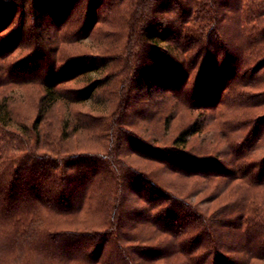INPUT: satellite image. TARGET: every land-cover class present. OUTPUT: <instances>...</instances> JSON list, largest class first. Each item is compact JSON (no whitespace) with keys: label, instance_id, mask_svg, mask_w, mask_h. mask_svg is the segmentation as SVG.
I'll return each instance as SVG.
<instances>
[{"label":"trees","instance_id":"1","mask_svg":"<svg viewBox=\"0 0 264 264\" xmlns=\"http://www.w3.org/2000/svg\"><path fill=\"white\" fill-rule=\"evenodd\" d=\"M17 11V28L4 33ZM15 38L27 40L29 55L0 68V87L30 82L41 93L31 125L14 130L7 129V97L0 98V264H264V156L253 160L247 153L264 117L249 120L242 141H228L230 168L186 152L201 131L196 118L168 147L149 146L130 128L132 92L151 88V81L140 83L150 76L144 66L151 61L161 67L163 99L171 98L167 115L152 114L163 132L179 108L197 109L207 95L217 97L215 111L242 80L256 83L264 68V0H0L2 60ZM83 39L93 51L66 56ZM197 66L202 72L190 80ZM209 67L221 74L215 90L208 87ZM78 81L81 86H66ZM86 104L88 111L71 109ZM57 106L66 113L56 122L59 139L84 132L98 150L59 152L49 118ZM132 138L140 144L131 145L134 155L154 165L149 172L123 159V142ZM164 171L213 184L205 201H222L225 191L226 198L202 211L188 200L199 186L187 189L180 178L165 184ZM126 180L147 207L138 218L142 234L127 230ZM54 215L63 218L55 229L49 227ZM222 239L237 242L226 246Z\"/></svg>","mask_w":264,"mask_h":264},{"label":"rangeland","instance_id":"2","mask_svg":"<svg viewBox=\"0 0 264 264\" xmlns=\"http://www.w3.org/2000/svg\"><path fill=\"white\" fill-rule=\"evenodd\" d=\"M26 21L31 23L32 19L30 15H26L25 17ZM19 21V12L17 11L14 14L13 21L9 26L3 31L4 33L9 32L12 33L17 28V23ZM225 39H228L229 36L226 34L224 35ZM89 40L83 39L80 44L73 45L72 48H68L66 51V56L69 54L72 55L74 53H82V52H88L90 50L93 51L94 46L89 45ZM15 42L17 44H14L15 47L13 51L10 53V55L2 60L0 58V68H4L3 65L6 67L8 65H12L17 60H20L27 55H29L30 49L27 46H23V44H27V40H19V38H15ZM91 46V47H90ZM71 49V50H70ZM65 54V53H64ZM68 54V55H67ZM224 53L221 52L220 55L217 56V59L223 58ZM36 58V57H35ZM33 58L32 60H34ZM213 59V58H212ZM35 62H40V58H37L34 60ZM230 63L228 62V65ZM155 63L151 61L147 66H144V71L150 72V76L147 77V74H144L145 80L143 82L140 81V83L144 84L146 81H151L152 86L149 89V91H146V88L142 86V88L135 89L132 92V95H134L132 105L130 106V111H132V120L134 123L130 127L132 131L135 132V135H139V137H143V142H147L149 146L154 147H168L170 146L171 140L173 136L177 133V131L182 127L185 126V124L192 122L195 118L196 121L201 124V131L197 134L192 136L188 143L185 146L186 152H192L194 154H199L200 157L204 156H212L217 159L224 167H229V159L230 155L228 154V141H233L232 145L235 144V142H239L243 140V135L246 131L249 130V127L251 123L249 124V120H254L259 117H264V68L259 71V74L256 73L255 75H260L259 80L254 83V78L250 80H242L240 83L235 85L234 88L229 89V91L226 93L224 101L218 106V108L214 111V109L210 108L211 106V100H216L217 97L204 95L203 98L204 102H202V106L197 109H189L187 107H181L179 108V112L176 113V116L171 119V123L169 125V128L167 131L163 132V122L159 120V118H153L152 115L155 110L159 112H164V115H167L169 112L168 107L171 106V98L165 97L163 99L162 95V86L158 84L160 81V74L158 73L159 69L161 67H154ZM213 66V65H212ZM142 67H139V70ZM203 67H196L193 71L189 72L188 77L190 80L195 78L202 72ZM210 73L212 74L210 79H208L209 82V89L215 90V86L218 83V79L221 77V74H216V67H209L208 68ZM1 73V70H0ZM214 73V74H213ZM136 73V77H137ZM198 74V75H197ZM83 83L78 82H69L66 83V86L74 87V86H81ZM244 83H249L247 86H242ZM39 93H41V87L34 84V83H22V84H14V83H7L3 87H0V98L3 96L7 97V107L10 112V117L12 121L9 124V130H14V127L17 126L19 123H23L24 125H27L28 127L31 125L32 120L36 113V103L37 98L39 96ZM243 94H250V98L246 99L242 96ZM210 97V98H209ZM213 97V98H212ZM165 103V104H162ZM72 111H88V106L86 105H72ZM65 111L63 112V109L60 108V106L55 107L49 114L50 121H52V134L56 137V144L60 148V153L62 154L64 151L66 152H81V151H96L99 149V143L95 140L89 139L86 133H73L69 138L66 140L59 139V128L57 127V120L60 116H63ZM66 114V113H65ZM15 123V124H14ZM262 126L259 127L258 131L262 129V132L249 140L250 143V149L247 151L249 153L248 159H258L264 156V119L260 123ZM43 128V126H42ZM222 128L223 131L220 129ZM137 133V134H136ZM157 135V137H156ZM2 134H0V137ZM155 136L156 138H153ZM248 142L246 144H248ZM135 146L137 149L140 148V144L137 140V138L127 139L124 140L123 145L125 146L124 151H126V155H124L123 159L130 160L132 165L134 167H138L144 172H149L151 168H153V164L147 163L146 160L137 158L134 153L132 152L131 145ZM14 144L10 151H13ZM180 178V181H182L185 184V187L187 189H193L192 184H196L199 187L195 192H193L189 196V201L191 202H199L200 210L202 211H208V208H214L215 206L222 204L226 198V191L223 193L225 195L224 199L222 201L216 200L214 202L205 201V197L210 192V189L213 187L211 185H208V182L206 179H201L199 177H193V178H181L179 175L173 174L171 172L164 171L163 178L165 184L169 182H180L177 180ZM176 179V181H175ZM129 180L124 181L125 185L127 187L125 188V196L129 198L130 201V210L128 214V220L129 224L127 223V230L131 234H142V226L140 220H138L140 212L144 210V208H147L145 204H143L140 199H138L136 196L132 195V190L134 189L135 185H130L128 182ZM212 182V181H211ZM48 186L49 189H56V186H52L51 183L47 182L45 184ZM136 185H141L140 182H137ZM181 185V183H180ZM244 185L241 184V188ZM244 188V187H243ZM1 191V188H0ZM190 191V190H188ZM263 194V192H262ZM260 194V195H262ZM219 203V204H217ZM140 204V205H139ZM133 214H136V218H133ZM233 214V213H231ZM142 217H140L141 219ZM63 218L58 217L57 215H54L53 221L56 223L50 224L49 227L56 228L57 227V221L62 220ZM136 219V220H134ZM124 220L126 221V217H124ZM226 220H224L225 222ZM139 222V223H138ZM225 224H229V222H225ZM134 225V226H133ZM228 227V225H225ZM229 228V227H228ZM231 228V227H230ZM149 229V228H148ZM145 233H150L149 230H146ZM147 234V235H148ZM146 235V234H145ZM170 240V239H168ZM226 242V246L231 244L227 243V241L234 242L231 239H222ZM237 242V241H235ZM234 242V243H235ZM137 244V243H135ZM141 244V242L139 243ZM143 244V243H142ZM146 245H152V244H146ZM167 245V244H166ZM169 245H167V248ZM165 247L159 248V251L165 252ZM228 255V253H227ZM141 261V260H139ZM70 264H80V262H72L69 261ZM68 263V264H69ZM262 262L256 261L254 264H261ZM116 264V263H114ZM253 264V263H252Z\"/></svg>","mask_w":264,"mask_h":264}]
</instances>
